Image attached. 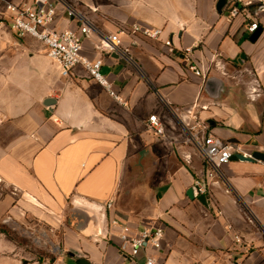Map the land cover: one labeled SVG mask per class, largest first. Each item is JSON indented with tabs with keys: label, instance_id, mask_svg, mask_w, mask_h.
I'll list each match as a JSON object with an SVG mask.
<instances>
[{
	"label": "crops",
	"instance_id": "crops-1",
	"mask_svg": "<svg viewBox=\"0 0 264 264\" xmlns=\"http://www.w3.org/2000/svg\"><path fill=\"white\" fill-rule=\"evenodd\" d=\"M217 1L156 0L155 10L141 16L107 9L89 19L94 28L84 35L82 55L102 59L118 98L82 65L61 75L41 42L18 38L6 21L9 33H0V263L13 260L1 250L13 244L4 230L25 218L62 229L63 241L82 251L78 262L145 264L144 255L122 256L105 224L94 242L66 230L63 218L73 204L113 201L108 215L137 230L150 222L164 228L159 264H264V162L224 164L207 185L208 206L187 195L208 167L187 141L197 121L209 122L211 133L244 155L264 152V4L229 0L219 13ZM254 20L259 27L250 32ZM135 23L162 32L150 38L134 32ZM55 27L77 30L79 22L60 11ZM113 33H120L133 61L99 49L101 37ZM48 98L55 101L52 110ZM153 114L164 137L147 128ZM130 195L151 203L127 206Z\"/></svg>",
	"mask_w": 264,
	"mask_h": 264
},
{
	"label": "built area",
	"instance_id": "built-area-1",
	"mask_svg": "<svg viewBox=\"0 0 264 264\" xmlns=\"http://www.w3.org/2000/svg\"><path fill=\"white\" fill-rule=\"evenodd\" d=\"M255 1L264 4V0H248L249 3ZM60 11L79 22L77 30L56 29L55 24ZM239 13L238 7L231 8L232 15ZM0 19L9 23L18 38L30 36L41 42L46 49V55L56 63L61 75L69 76L75 66L82 65L111 95L118 98L112 90L111 83L101 71L102 59L91 60L82 55L84 35L91 32L94 26L69 0H0ZM258 27L259 23L254 20L248 25V30L254 32ZM133 31H139L154 39L158 38L162 32L161 29H153L138 23L133 24ZM165 44L172 45L170 40H167ZM99 49L103 52L116 51L123 58L133 61L130 49L122 44L120 33L102 36ZM191 50L192 48H185L186 52ZM190 68L196 75L204 77L202 68L197 64H191ZM147 128L164 137L163 123L156 114L149 116ZM190 128L191 132L187 141L196 147L208 166L204 176L197 179L194 186L200 195H206L209 182L215 180L221 167L230 162L234 154L241 153L242 149L239 145L211 133L209 125L205 122L197 121ZM113 206V201L105 205L104 224L106 235L118 240L121 255L130 260H136L144 255L145 264H159L164 228L150 222L137 230L129 221L108 215V211L113 209Z\"/></svg>",
	"mask_w": 264,
	"mask_h": 264
},
{
	"label": "rangeland",
	"instance_id": "rangeland-1",
	"mask_svg": "<svg viewBox=\"0 0 264 264\" xmlns=\"http://www.w3.org/2000/svg\"><path fill=\"white\" fill-rule=\"evenodd\" d=\"M17 1V0H15ZM87 19H92L96 15L106 14L108 9L110 12H118L119 14H137L141 16L145 12L155 10L154 3L156 0H69ZM241 2H247L243 0ZM159 4V3H158ZM169 5V0H168ZM151 10V11H150ZM135 15V16H137ZM0 33H9L8 24L5 20L0 19ZM35 39V38H34ZM37 40V39H36ZM38 41V40H37ZM52 60V59H51ZM133 199V195L128 196L123 202L126 205H136L141 203L149 204V198ZM77 219L72 215L69 209L63 218L66 223V230L80 232L90 218L84 212L78 214ZM1 226V225H0ZM1 229V227H0ZM5 235L9 237L13 244L5 243L4 249H1L8 260L13 257L11 264H79L78 258L82 251L68 246L63 241V230L53 229L46 223H41L38 220L27 221L25 218L10 223L7 229L4 230ZM92 240L91 237H88ZM93 242L95 240H92ZM15 260V261H14ZM2 264V263H0ZM10 264V263H5Z\"/></svg>",
	"mask_w": 264,
	"mask_h": 264
},
{
	"label": "water",
	"instance_id": "water-1",
	"mask_svg": "<svg viewBox=\"0 0 264 264\" xmlns=\"http://www.w3.org/2000/svg\"><path fill=\"white\" fill-rule=\"evenodd\" d=\"M229 0H218L217 1V4H216V9L219 13H221L223 11V8L226 6V4L228 3ZM248 2V1H247ZM263 7V6H261ZM112 56H114L115 58H123V56H121V54H119L118 52H111ZM213 92H211L212 94ZM54 99L53 98H48L46 101H45V105L50 109H51V105L54 104ZM206 124L210 125L209 122H205ZM231 160H245V161H254V160H259V161H262L264 162V152H259V151H256L254 152L252 155L250 156H247V155H244L243 153H236L234 154V156L232 157ZM130 192V190H129ZM128 192V193H129ZM187 195L188 197L191 199V200H195V201H198L200 202L201 204L205 205V206H208V200L206 198L205 195H200L198 193V190L196 188V186H192L191 188H189L188 192H187ZM136 198H138L137 196L135 197V195H133V199L136 200ZM141 200V199H139ZM114 205H115V202H114ZM146 204L144 203H141L140 204H136V205H133L132 207L134 208H141L142 206H144ZM128 206V205H127ZM130 206V205H129ZM116 207V206H115ZM70 210L72 211V215L77 219L78 217V214L80 212H84L85 215H88V217L90 218V221L80 229L81 232H83L86 236H89V237H93L91 238L92 240H98L100 234H101V229L103 228V225L105 223V218H106V210H105V206L103 205H99V204H95V203H88L86 205L84 204H73L72 207L70 208ZM93 228V231L91 233H85L84 231L86 229H89V228ZM79 263L80 264H94L92 263L90 260H88L87 258H80L79 260Z\"/></svg>",
	"mask_w": 264,
	"mask_h": 264
}]
</instances>
